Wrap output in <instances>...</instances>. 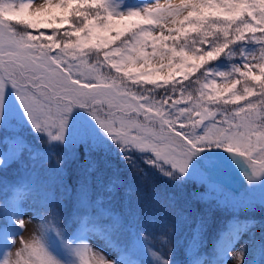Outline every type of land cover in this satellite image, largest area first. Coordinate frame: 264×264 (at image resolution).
<instances>
[{
  "label": "snow or ice",
  "instance_id": "snow-or-ice-1",
  "mask_svg": "<svg viewBox=\"0 0 264 264\" xmlns=\"http://www.w3.org/2000/svg\"><path fill=\"white\" fill-rule=\"evenodd\" d=\"M104 68L119 75L105 76ZM0 129L13 132L0 168L27 150L29 131L71 152L81 145L88 152L115 150L132 168L139 157L173 184L207 185L200 199L219 194L226 206L249 208L250 197L226 195L218 179L235 172L246 177L249 192L260 189L264 207V0H0ZM86 164L89 171L97 166ZM63 172L53 170L57 179ZM78 185L73 230L53 223L62 205L46 193L51 219L42 218L32 238L19 241L13 260L9 252L25 228L22 198L36 190L31 179L14 186L11 200L0 203V264H146L145 252L155 264H176L171 241L158 254L139 233L118 259H109L90 236L112 241L125 224L102 198L91 200L89 177ZM250 227L239 219L231 224L217 255L251 264L244 246L230 255L232 241ZM165 228L169 236L175 231Z\"/></svg>",
  "mask_w": 264,
  "mask_h": 264
},
{
  "label": "rangeland",
  "instance_id": "rangeland-1",
  "mask_svg": "<svg viewBox=\"0 0 264 264\" xmlns=\"http://www.w3.org/2000/svg\"><path fill=\"white\" fill-rule=\"evenodd\" d=\"M15 2H19V0H15ZM33 2L35 3V0H33ZM121 2L131 4L136 3L135 0H121ZM257 35H259V33H257ZM126 38L125 35L121 37V40ZM119 43V40L116 41V44ZM112 46L115 47V44ZM230 47H234V45ZM219 59L225 60V54H222ZM237 59L238 57H234L233 61ZM233 61H229V63ZM94 62V60L89 59V63ZM211 63L215 64L216 61ZM101 71L105 76L119 75L114 69L109 71L108 68H104ZM199 74L198 71L196 75ZM185 83H187V81H185ZM218 83H222V81L218 80ZM237 88L238 90L241 89L242 85H238ZM250 99L255 100L256 97H250ZM241 103L244 102L242 101ZM226 107H233V105H227ZM12 137L13 132L11 129H0V153L10 151L12 147ZM24 137L27 144V150H25L22 156L15 162L0 168V194H4L5 197L12 195V193L14 194V186L21 185L28 179L33 180L36 185L35 191L22 198L23 203L26 205L30 204L33 208H24L25 228L20 236H17L16 238L17 245L12 247L9 252L11 259H15V253L18 250L19 241L21 239L25 241L30 240L36 231L40 229L42 218L47 216L51 219L48 210L45 207L46 193L50 194L55 202L62 205L58 221H53L57 227H59L61 213L69 212V215H75L78 213L76 188L79 185L75 184V188L68 186L66 184V177H68V179H76L79 171L87 173V177L91 179L90 197L93 202L102 198L103 206L105 208L111 206L110 210L118 214L121 219L127 215V211H129L127 219H134V217H131L132 213L130 210L132 208L129 207L128 200L125 198H119L115 195L118 191L115 186L116 183L113 185V181H118L113 179L112 175L115 174V171L112 170L111 167H114L117 162H123L115 150L109 153L99 151L88 152L85 147L81 145L74 152H71L66 150L63 146L54 147L49 145L44 138L37 137L29 131L24 132ZM86 159L96 163L97 166L94 170H88L90 164H86ZM58 160L61 161L59 165L57 164ZM70 162L72 163L71 165L73 168L75 166V168L78 169L75 170L71 167V172L73 171L74 174L68 176L67 171L70 166L67 168V165L68 163L70 164ZM143 165L145 166L146 164ZM58 167L64 169L63 175L59 179L53 174V170ZM151 169L157 173L152 167ZM133 170L134 171H127L126 176L128 179L138 176L139 170L137 169V166L133 168ZM158 175L160 174L158 173ZM161 177L168 182L170 187L172 186V188L177 190L180 197L189 199L193 198L194 200L197 199L199 207L204 212L210 210L211 212L213 211L212 213H216L219 217H217V220H213L211 217H195V213L192 216H188L178 210L166 212L164 211L166 205L159 204L156 199L151 197L147 198L145 194H142V199L140 201V225L144 228H149L154 233L152 239L154 242L148 239V247H150L153 252L158 254L167 252L169 241H171V247L173 249L172 259L176 261V264H191L195 259L207 262H219L223 259V264H236V261L231 258L217 255L215 249L219 248V243L226 242L225 238L218 242V238L222 237L221 233L226 225H231L239 219L240 221H250L251 227L241 236L237 237L236 240L232 241L230 255L235 256L236 252L244 246L246 247L245 259L247 261H250L251 264H264V255L261 254V245L263 243L259 240V238H261V225L260 222L255 219V216H261V214H264V207L260 205V197L262 193L259 188L249 192L247 190L246 177L235 172H225L218 177L220 182L227 186L226 195H235L238 197L248 196L254 201L253 206L245 209L226 206L222 202V197H220L219 194H213L217 197L215 199H200L201 194L206 193L208 189L207 185L201 184L197 181H189L181 186L171 183L163 176ZM116 178L119 179V176ZM192 185H194V187H192ZM110 186L114 187V191H109ZM119 199H121V203L126 209L113 211L112 205ZM34 209H41L43 212H35ZM205 222L211 225V227H202ZM165 225H175V231L171 236L168 235ZM70 229L71 231L73 230V228ZM132 230L134 229L129 224H126V227H124L126 236L119 233L117 239L108 241L102 236L91 235L90 239L97 248H102L107 253L109 259H118L122 245L129 242L133 234H135ZM155 230H157V232H155ZM225 233L227 236L226 230ZM139 235L142 237L144 236L142 234ZM121 241L122 243H119ZM141 259L146 261V264H155L154 257L150 253L145 252L141 256Z\"/></svg>",
  "mask_w": 264,
  "mask_h": 264
},
{
  "label": "trees",
  "instance_id": "trees-1",
  "mask_svg": "<svg viewBox=\"0 0 264 264\" xmlns=\"http://www.w3.org/2000/svg\"><path fill=\"white\" fill-rule=\"evenodd\" d=\"M135 1L139 2V0H135ZM71 164L72 163L70 162V164L68 163L67 165V168L70 166L67 171L68 176L74 174L73 171L71 172L70 169L71 167L73 168ZM143 164L145 163H143V161L138 157V159H136V166L137 169L139 170V174L137 177L130 179H128L126 173L128 170L134 171L132 167H128L124 162H117L114 167H111V169L114 170L116 174V175L115 174L112 175V177L113 179H116L118 181L115 185L118 193L115 195L118 196L119 198L127 199L129 202V207L132 208L130 212L132 213L131 217H134V219H127V216L129 215V211H127V215L122 219V221L125 224V227L126 224H129L134 229L132 230V232L142 234L152 241L154 234L153 231H151L149 228H144L143 226L140 225V218H141L140 201L142 199V194H145L147 198L151 197L156 199L159 204L166 205V209H164V211L166 212L178 210L188 216H192L195 213V217L203 216L204 218L211 217L213 220L218 219L217 217L219 216L216 213L215 214L212 213L213 211L211 212L209 210L204 212L199 207L197 199L194 200L193 198L189 199V198L180 197L177 190L172 188V186L170 187L166 180H164L160 175H158V173H155L151 169V167L146 165L144 166ZM73 169L77 170L78 168H75L74 166ZM83 175L87 176V173H83L79 171L78 177L76 179H68V177H66L67 180L66 184L72 188H75L74 187L75 184L78 185L79 178ZM117 176H119V179L116 178ZM192 187H194V185H192ZM13 195L14 194L12 193V195L5 197L4 194H0V203H3L6 200V198L8 200H11ZM112 206H113V211L126 209L124 208V205L121 203V199L117 200ZM23 207H27L29 209L33 208L32 205L30 204L26 205L25 203H23ZM110 207L108 209H110ZM34 211L43 212V210L41 209H37V210L34 209ZM77 215L78 213L75 215L72 214L69 215V212L61 213L59 228L71 232L70 228L74 227L77 220ZM255 219H257L260 222L261 238H259V240H261V242L264 244V214H261V216H255ZM2 224H3V217L0 216V226H2ZM229 226L230 225H226L225 229L221 233L222 237L225 239L227 237L225 230H227ZM155 232H157V230H155ZM121 234L123 236H126V232L124 231V229L122 230ZM119 243H122V241Z\"/></svg>",
  "mask_w": 264,
  "mask_h": 264
},
{
  "label": "bare ground",
  "instance_id": "bare-ground-1",
  "mask_svg": "<svg viewBox=\"0 0 264 264\" xmlns=\"http://www.w3.org/2000/svg\"><path fill=\"white\" fill-rule=\"evenodd\" d=\"M161 3L165 2V0H160ZM171 2H179V0H171Z\"/></svg>",
  "mask_w": 264,
  "mask_h": 264
}]
</instances>
